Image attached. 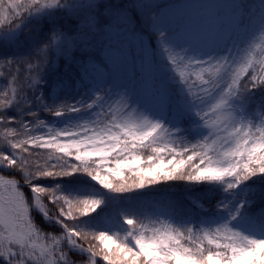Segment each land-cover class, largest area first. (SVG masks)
<instances>
[{"label": "snow or ice", "instance_id": "1", "mask_svg": "<svg viewBox=\"0 0 264 264\" xmlns=\"http://www.w3.org/2000/svg\"><path fill=\"white\" fill-rule=\"evenodd\" d=\"M257 34L264 0H0V264H264Z\"/></svg>", "mask_w": 264, "mask_h": 264}, {"label": "rangeland", "instance_id": "2", "mask_svg": "<svg viewBox=\"0 0 264 264\" xmlns=\"http://www.w3.org/2000/svg\"><path fill=\"white\" fill-rule=\"evenodd\" d=\"M256 43L259 45L261 43H264V41L261 40L259 34H257V38H256ZM264 57H257V59H261ZM13 71H15V68H13ZM24 70H21V72L23 73ZM257 71H259V67H257ZM7 83V79L0 77V87L4 86ZM0 132H2V130H0ZM98 187V186H97ZM103 191V190H102ZM159 204L158 202L154 201L153 205L151 207L148 208H143L145 210L146 213L151 214L154 211V205ZM97 211H99V209H97ZM107 211V210H106Z\"/></svg>", "mask_w": 264, "mask_h": 264}, {"label": "trees", "instance_id": "3", "mask_svg": "<svg viewBox=\"0 0 264 264\" xmlns=\"http://www.w3.org/2000/svg\"><path fill=\"white\" fill-rule=\"evenodd\" d=\"M183 185H178V190L182 187ZM196 194L199 196V194L196 192Z\"/></svg>", "mask_w": 264, "mask_h": 264}]
</instances>
